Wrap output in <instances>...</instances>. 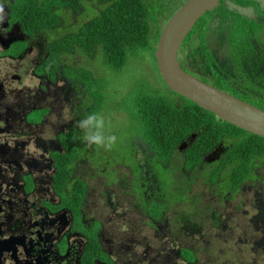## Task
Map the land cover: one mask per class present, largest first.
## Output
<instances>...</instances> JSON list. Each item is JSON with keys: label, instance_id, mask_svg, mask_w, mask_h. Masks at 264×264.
<instances>
[{"label": "flooded vegetation", "instance_id": "1", "mask_svg": "<svg viewBox=\"0 0 264 264\" xmlns=\"http://www.w3.org/2000/svg\"><path fill=\"white\" fill-rule=\"evenodd\" d=\"M19 1L0 0V264H201L198 255L207 258L217 246L197 252L195 231L233 234L230 224L250 234L240 242L248 245L253 259L232 264H264V154H252L243 164L241 151H236L240 135L230 130V136L220 134L194 152L185 169L184 151L188 144L198 146L199 135L190 133L189 143L181 142L178 153L167 154L152 148L134 122L138 130L128 143L134 170L92 162L96 148L82 141L81 130L84 117L94 127L98 106H85L89 97L82 85L50 68L46 45L58 31L34 32ZM221 1L226 5L227 0ZM228 1L251 7L254 22L264 25V0ZM178 54L181 64L184 58ZM186 59L180 65L185 72L210 81L195 70L192 58ZM77 62L71 66L76 68ZM237 74L240 85L251 86L253 75L242 69ZM158 78V85L140 81L150 82L175 107L188 104L177 94L171 97L160 74ZM50 86L60 88L53 93L69 105L68 117L47 96ZM108 171L111 179L106 178ZM166 187L181 196H166ZM241 206L246 216L235 223L227 212Z\"/></svg>", "mask_w": 264, "mask_h": 264}, {"label": "trees", "instance_id": "2", "mask_svg": "<svg viewBox=\"0 0 264 264\" xmlns=\"http://www.w3.org/2000/svg\"><path fill=\"white\" fill-rule=\"evenodd\" d=\"M176 1L169 0L166 4V13L164 14L168 13V17L165 21L187 0ZM89 2H95L96 7L86 10L85 17L88 18L81 27L75 33L67 34L47 45L46 48L50 54L48 59L50 68L53 70V64L56 65L55 67L59 66L64 56L67 59L63 64L67 66L66 70L71 71L70 67L74 62L70 61H76L75 55L82 56L80 62L79 59L77 60V66L80 67L79 77L84 82L94 80V93L100 100L103 99L101 91L107 88L108 82L100 76L97 69L98 79L93 76L91 65L86 62L84 57L88 61H92L95 67V61L98 59L101 65L108 68L110 72L119 73L128 62L137 60L141 53L149 51L156 73L159 75L153 53L164 24L160 26L151 14L153 9H159L160 0H26V3L22 0L19 1V4L23 6L24 15H22L25 23L34 32H37L55 30L61 24L58 12H77L81 10L83 3ZM172 6L175 8L171 9ZM222 9L230 14L229 17H225L224 13L216 14ZM201 19L187 35L185 45L191 46V38L195 37L192 32L196 26L200 31L198 24L201 22L207 34L202 37L199 49L192 54L191 62L196 64V71L200 70L201 74L210 79V81L207 80L208 82L202 81L264 110V102L263 104L253 103L246 100L247 98L245 99L244 96H237L234 93L235 87L241 83L242 78L234 70L241 69V62H246L247 58H252L259 53V44L253 40L261 34L264 25L230 11L222 1L216 10L206 13ZM156 29L158 30L155 33ZM247 35L254 38L250 42L251 47L244 50L242 46L248 41H244L245 37L243 36ZM207 36H216L215 45L220 52L225 54V61L221 62V59L208 49L205 44ZM189 50L182 53L185 61H187L186 58H189ZM184 60L181 61V66H183ZM223 71L226 72L225 77ZM70 73L68 72V74ZM254 76L260 77L259 74ZM234 77H237V80L240 79V82L231 84L230 82H236ZM149 83L142 81L135 83L120 102L118 109L122 112L125 111L133 122H137L141 126V133L146 136L152 148L157 146L167 154L178 153V145L181 142L189 143L188 135L190 133L199 135V137L197 136L198 142H196L198 146L190 148V144H188L184 151L186 154V158L183 160L185 169H187L189 158L194 152L204 150L209 144L214 143L220 134L225 133L226 137L230 136V130L240 135L241 140L236 151H241L239 161L243 164L250 159L252 154H264L263 138L218 120L213 114L192 102L187 101L188 104L175 107L168 97L162 95L157 88H154L151 83L153 87L150 86ZM252 92L264 96V91L260 87L255 86ZM170 93L176 95L174 92ZM159 156L161 157L160 163L163 165V153H159ZM186 179L192 180L190 177ZM163 192L166 196H181L180 194L176 195L167 187Z\"/></svg>", "mask_w": 264, "mask_h": 264}, {"label": "rangeland", "instance_id": "3", "mask_svg": "<svg viewBox=\"0 0 264 264\" xmlns=\"http://www.w3.org/2000/svg\"><path fill=\"white\" fill-rule=\"evenodd\" d=\"M168 1L169 0H160L159 9L152 10L151 15L155 19V21L159 23L160 26H163V24L165 25L166 22L170 19L169 18L167 21H165V19L168 17V13L164 14L166 13L165 7ZM180 1H184V0H180ZM90 7H96V3L95 2L83 3L81 10L77 12L65 11V12H61L60 14L57 13L61 20V24L59 25V27L55 29L58 32L53 31V34H56L54 40L59 39L67 34L75 33L88 18L85 17V14H86V10ZM98 9L100 10L101 7L99 6ZM217 13H224L225 17H229L230 15L227 12H225L224 9L219 10V12H216V14ZM198 25H200V31H198V26H196L195 29L193 30L192 33L193 35H195V37L192 36L191 38V46L185 45V40H186L185 39L178 51L179 52L178 57H180L183 52L190 49L188 55L191 58L195 50L199 49V46L202 41V37H204L207 34V31L203 28V24L201 22H199ZM157 30L158 29L155 30V33L157 32ZM258 36L257 37L259 40L257 41L253 40V41L256 44H259L258 45L259 53L252 58L251 57L247 58L246 62L243 61L241 62L240 65L241 69L246 75H253L250 78L251 86L246 87L239 84L237 87H235L237 89L235 92L237 96H239V93H241L245 97V99L247 98L246 100L250 102L263 104L264 96L256 95L255 93L252 92L255 85L257 86V88L260 87L264 91V28L261 29V34H259ZM243 37H245L244 41H248V42L242 46V49L247 50L248 48L251 47L250 42L254 37L248 35ZM205 44L211 51L216 52L217 54L216 56L217 58L221 59V62L225 61L226 58L225 54L220 52L219 48L215 45L216 36H207L205 39ZM74 58L75 60L79 59L77 55H75ZM80 60L81 58L79 59V61ZM85 60L86 62L90 63L91 67H95L92 61H88L87 58H85ZM70 62L76 63V61L73 60H71ZM95 65L100 73L95 68L94 69L108 82L107 90L105 91L102 100H100L99 97L95 96L94 88H93L94 80H91V82L88 81L84 82L83 80H81V78L79 77L80 72H78L80 67L78 66L76 68L70 67L72 70L68 71L69 69L66 70L67 66L61 63L57 67H55L56 65L53 64V70L54 71L62 70L63 76L65 74L68 80L70 79L73 80L74 82L77 81L79 84L82 85V89L86 92V95L89 97L86 103H84L85 106H89L90 104L94 103L95 107L96 106L100 107V109H97L94 127L91 128L88 122H86V118L84 117L83 119L84 123L81 130L82 141L87 142V140H89V143H91L93 147L96 148L95 153H93L91 150L88 151L93 153V157L91 159L92 162L95 160L97 164H102L105 161H108L109 163L108 166H113L114 164H120L122 166L123 165L130 166L134 170L136 167V161L131 155L132 152L130 153L128 149V143H130L132 137L136 134V131L138 130V126L132 121L130 115H125L121 113L122 111L118 109V106L122 101V99L126 96L128 90L135 83L140 81L141 78L149 79L153 84L154 83L156 85L159 84V78L155 70V65L152 55L149 51L141 53L140 57L137 60L128 62L125 68L117 74L110 72L108 68L103 67L98 59H96ZM185 68L188 70L186 65ZM190 68L193 70V67ZM68 72L71 73L68 74ZM234 72L237 74L238 70H234ZM35 74L40 77L39 75L40 73L38 71ZM255 74H259L260 77L257 78L256 76H254ZM246 79L248 80L249 77L247 76ZM234 81L237 82V77H234ZM61 87H64V84H61ZM158 88L164 89L163 86H159ZM59 89L60 88L50 86V93H48L47 96L50 98V101L53 103L55 107L62 106L63 108H65L63 113L66 117H68L67 109H69V105L65 104L62 101V98L58 94L53 93V91ZM170 96L173 97L172 93H170ZM51 117L53 118V114L51 115ZM92 137H99L100 138L99 142H94ZM102 142H104L103 144L104 148L101 145ZM84 147L88 148V146H84ZM118 169L123 170L124 168L119 167ZM156 170L157 168L154 167V171ZM111 175H112V171H108L106 178L111 179L112 178ZM135 177H137V173ZM203 177L206 178V174H203ZM161 179H163L165 182H169V179L166 176H162ZM202 191L203 188L200 189L201 193ZM234 204H236V202H234ZM246 211H247L246 208L244 206H241L237 209L232 208L228 210L227 215L231 217V219L236 223L238 219L245 218ZM230 228L234 230L233 234L232 233L221 234L219 232L216 233L214 231H207V230L205 232L195 231V235L197 236V238H194V245H195V250L197 252L198 251L203 252L207 246H217V248L214 251H211V253L207 256V258H205L204 254L200 253L198 255L201 264H205L208 260H214V263L216 264H220V263L232 264L233 262H236L239 259L246 261L247 263L250 262L251 260L253 261L252 255L248 252V245L240 242V240L246 241L249 239L250 234H248V231L245 233L244 230L239 229V226L233 227L232 224H230ZM229 237H232L231 242L228 239ZM201 238H205V240L202 241ZM181 242L183 245H185V247L190 246L189 243L185 244L183 241Z\"/></svg>", "mask_w": 264, "mask_h": 264}, {"label": "water", "instance_id": "4", "mask_svg": "<svg viewBox=\"0 0 264 264\" xmlns=\"http://www.w3.org/2000/svg\"><path fill=\"white\" fill-rule=\"evenodd\" d=\"M263 3V0H257ZM220 0H187L164 25L153 56L165 85L178 96L246 133L264 139V110L206 84L185 72L178 51L196 23L219 6ZM230 11L255 21L251 7L225 2Z\"/></svg>", "mask_w": 264, "mask_h": 264}, {"label": "clouds", "instance_id": "5", "mask_svg": "<svg viewBox=\"0 0 264 264\" xmlns=\"http://www.w3.org/2000/svg\"><path fill=\"white\" fill-rule=\"evenodd\" d=\"M259 37V36H258ZM258 37L255 39V41L259 40ZM224 72V71H223ZM225 73V72H224ZM161 76V75H160ZM162 78V77H161ZM163 80V79H162ZM164 83V81H163ZM165 84V83H164ZM166 86V85H165ZM167 87V86H166ZM170 90V89H169ZM94 142H99L100 138L99 137H92Z\"/></svg>", "mask_w": 264, "mask_h": 264}]
</instances>
